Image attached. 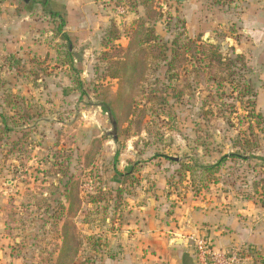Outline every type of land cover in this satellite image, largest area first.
<instances>
[{
    "label": "rangeland",
    "instance_id": "obj_1",
    "mask_svg": "<svg viewBox=\"0 0 264 264\" xmlns=\"http://www.w3.org/2000/svg\"><path fill=\"white\" fill-rule=\"evenodd\" d=\"M150 1L162 15L149 24L161 41L182 31L225 57H244L261 122L250 120L231 85L199 83L189 66L168 82L160 65L144 90L184 87V94L146 105L140 131L130 127L125 135L124 123L114 140L110 114L98 105L102 87L117 89L103 78V43L112 22L120 34L112 45L127 46L144 17L138 0H0V106L6 96L14 99L21 126L0 133V264H47L58 246L64 169L75 174L94 138L101 148L93 165L76 173V263L203 264L202 242L205 264H264V192L256 186L264 178V0ZM249 126L258 137L255 158H230L211 175L201 170L241 153ZM65 128L72 141L59 144ZM18 140L20 153L12 151Z\"/></svg>",
    "mask_w": 264,
    "mask_h": 264
},
{
    "label": "trees",
    "instance_id": "obj_2",
    "mask_svg": "<svg viewBox=\"0 0 264 264\" xmlns=\"http://www.w3.org/2000/svg\"><path fill=\"white\" fill-rule=\"evenodd\" d=\"M137 6L143 9V18H139L134 28L128 33V44L125 48L114 47L112 44L118 41L119 30L111 24L105 35L104 43L109 50L104 52L102 60L106 68L103 78L115 80L117 89L111 94L109 87H102L103 93L98 96V105L105 109L111 117V125L114 134L110 135L115 140L118 136L119 127L127 123L124 130L128 135L130 127L135 132H139L141 123L146 115V105L163 106L168 103L167 97L171 94L173 98L179 100L184 94V87L178 90L163 87L152 89L146 92L143 84L149 72H156L160 65L165 67L164 76L168 82L177 81L181 72L186 73L188 66L190 73L194 74L199 83L205 84L212 82L213 86L221 89L223 84H229L236 89L239 95V101L245 107L249 108L248 117L251 121L255 120L260 123L262 116L256 114L255 92L250 80L245 79L246 62L243 56L234 55L233 57L223 56L218 48L211 44L202 43L200 40H191L185 37L180 31L172 40L163 42L155 32L150 22H155L161 18V13L155 11L152 1L138 0ZM53 16H55L53 14ZM64 27V21H61L59 31ZM59 32V33H60ZM61 39L68 41L66 34H60ZM70 52L67 50L65 56L69 59L68 65L74 69ZM155 84L161 85L160 80L155 79ZM164 85V83H163ZM162 86V85H161ZM142 97L139 102L138 99ZM245 99V100H244ZM4 108L0 106V133L9 135L21 128L18 118H16L17 102L10 96L4 98ZM15 111V114L13 113ZM72 134L63 129L58 136V143H70ZM20 140L12 145V151L22 152ZM242 152L222 156L215 164L202 166L201 170L207 174H215L225 161L230 158L248 159L252 153L258 149V137L253 128L249 126V134L244 138ZM101 148V141L97 138L91 142L89 147L77 158V169L75 174L69 175L68 169H64V179L62 191L59 193V207L56 208L55 218L57 219V229L59 231V240L57 248L47 255V264H89V260H82L76 263V259L81 251L82 241L80 240L72 218L77 214L81 205L79 198V179L76 173L82 172L93 165L95 156ZM25 159L28 154L23 152ZM247 155V156H246ZM252 158H255L254 156ZM181 168L185 173H190L192 167L182 165ZM123 177V175H120ZM256 186L264 192V178H261ZM54 190H58L54 187ZM59 191V190H58ZM121 191L119 190V193ZM5 224L8 223L5 220Z\"/></svg>",
    "mask_w": 264,
    "mask_h": 264
},
{
    "label": "built area",
    "instance_id": "obj_3",
    "mask_svg": "<svg viewBox=\"0 0 264 264\" xmlns=\"http://www.w3.org/2000/svg\"><path fill=\"white\" fill-rule=\"evenodd\" d=\"M197 252L199 254L200 260L203 264H205L206 255L208 254V252L205 250V247L203 246L202 242L197 243Z\"/></svg>",
    "mask_w": 264,
    "mask_h": 264
},
{
    "label": "water",
    "instance_id": "obj_4",
    "mask_svg": "<svg viewBox=\"0 0 264 264\" xmlns=\"http://www.w3.org/2000/svg\"><path fill=\"white\" fill-rule=\"evenodd\" d=\"M174 1L181 3V2H184L185 0H174ZM112 134H114V133L112 132ZM173 243H174V244H180V243H182V241L176 239V240H173Z\"/></svg>",
    "mask_w": 264,
    "mask_h": 264
},
{
    "label": "crops",
    "instance_id": "obj_5",
    "mask_svg": "<svg viewBox=\"0 0 264 264\" xmlns=\"http://www.w3.org/2000/svg\"><path fill=\"white\" fill-rule=\"evenodd\" d=\"M185 261H186V258H185ZM187 264H188V262H187Z\"/></svg>",
    "mask_w": 264,
    "mask_h": 264
}]
</instances>
